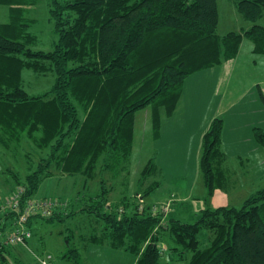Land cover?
<instances>
[{"label": "trees", "instance_id": "trees-1", "mask_svg": "<svg viewBox=\"0 0 264 264\" xmlns=\"http://www.w3.org/2000/svg\"><path fill=\"white\" fill-rule=\"evenodd\" d=\"M38 0H0L9 5L11 19L0 23V146L2 155L12 150L26 153L24 177L11 168L14 189L24 188L22 206L37 193L41 182L54 174H90L125 167L133 153L135 114L149 106L158 128L159 111L172 113L182 95L187 76L234 58L244 37L254 52L264 54V26L243 31L217 32V0H51V18L59 34L50 51L33 50L32 20L27 6ZM249 21L264 13V0H236ZM54 71L52 88L32 95L23 73ZM223 119L214 118L203 135L200 169L207 197L221 184L219 169ZM264 144V132H258ZM157 165L150 159L141 172V186ZM99 193L78 209H56L62 218L87 212L103 222L101 232L87 241L108 242L136 254L135 264H161L164 233L175 243L166 264H264V187L241 207L206 206L194 222L164 220V212L151 207L109 201L105 180ZM160 186L154 181L143 195ZM12 190V191H13ZM11 192V191H10ZM9 193V192H8ZM140 198V197H139ZM2 199H0L1 202ZM81 200V199H79ZM19 216L0 215V227ZM211 231L209 242L199 239ZM10 247L2 258L9 261ZM78 249L65 254L78 258Z\"/></svg>", "mask_w": 264, "mask_h": 264}, {"label": "crops", "instance_id": "crops-1", "mask_svg": "<svg viewBox=\"0 0 264 264\" xmlns=\"http://www.w3.org/2000/svg\"><path fill=\"white\" fill-rule=\"evenodd\" d=\"M248 40L246 37L243 38L234 58L187 76L174 111L168 113L164 107L160 108L158 128L154 125L153 109H148L147 117L151 121L149 147L152 154L147 161L151 158L155 160L156 174L160 178L157 181L165 179L163 167L158 165L161 160L163 163H174L183 156L188 147L190 158L196 161L192 183L179 179L171 183L165 179L166 188L160 186L165 190L157 193L150 207L164 204L173 198L171 208L164 215L165 218L194 222L206 206L214 208L235 206L233 201L235 195L244 200L261 189L258 186L264 184V144L257 137L258 132H264V54L254 52V45ZM247 66L253 71L249 72L250 77H242ZM207 74L214 79L216 109L202 113L198 102L200 95H190L187 102L184 92L187 87L190 93L191 85H195L201 76ZM216 117L223 119L224 158L219 165L223 175L221 184L211 197H207V187L201 175L200 156L203 135ZM5 168L0 163V175L7 173L4 172ZM7 177L11 178L10 175ZM7 177L4 181L9 180ZM244 178L247 179L246 183L243 182ZM3 197L0 196V199ZM173 214L175 216H172ZM88 243L101 245V248L98 251L92 249V253L89 254L85 253L87 264H135L137 261L138 256L133 252L115 247L108 242ZM163 249L167 263L169 254L164 247ZM8 252L11 264H29L37 253L34 251L32 253L30 246L28 248L25 245L12 247Z\"/></svg>", "mask_w": 264, "mask_h": 264}, {"label": "rangeland", "instance_id": "rangeland-1", "mask_svg": "<svg viewBox=\"0 0 264 264\" xmlns=\"http://www.w3.org/2000/svg\"><path fill=\"white\" fill-rule=\"evenodd\" d=\"M217 3L219 9L217 32L221 36L230 31H243L253 24L264 26V13L257 21L253 22L246 20L242 16L238 10L236 0H217ZM51 7V0H38L35 5L25 8L24 16L32 20L30 31L35 35V39L29 45L33 50L50 51L54 49L58 42L59 34L56 31L54 20L51 18ZM10 19V6L0 4V23L8 22ZM243 53H245V48L243 49ZM250 68L251 67L248 66L244 68V75H242V77H250L249 72L253 71ZM201 77L202 78H199L195 82V85H191L190 93L186 87L184 94L187 102L190 100V95L194 94L197 96L199 94L200 100L198 102L200 104V112L208 113L216 109V100L213 92L214 79L213 77L211 79L208 74ZM55 78L56 75L54 71L43 74L33 72L32 70H25L23 73L24 86L32 95H40L49 91L55 82ZM148 109H152L151 106L135 114L134 149L125 167L119 168L116 173L106 170L101 174V172L99 173L101 165H98V174H96V176H91L90 174L84 175L82 173L73 175L62 174L54 170L52 176L46 177L41 182L34 198L61 200L65 203V207L59 209L64 211L78 209L89 197L95 196L100 192L103 183L102 179H104L109 192V201L116 205L117 203L121 204V202H124V199L125 202L128 203L129 209L133 208V206L138 203H141L143 206H150L157 193L165 190L166 180L175 183V180L179 179L187 183H192L196 161L190 158L187 147L183 156L174 163H163L161 160L158 164L163 167V173L166 179L159 181L160 186L165 188L159 186L153 192L143 195L148 185L160 179L156 171H153L150 176H147L144 184L142 186L140 184L141 172L147 164L149 156L152 154L149 147V141L151 140V121L147 117ZM1 150L2 147L0 146V163L18 172L21 178L24 177L27 172L26 153L23 150H10L5 155H2ZM7 175L9 174L0 175V178L3 179H0L1 197L12 191L15 185L12 179L8 178L9 176L7 177ZM5 177L9 180L4 181ZM246 181L247 179L244 178L243 182L246 183ZM263 186L264 184L258 187L262 188ZM244 200H242L239 195L233 197L236 207H241ZM162 205L164 204L153 205L152 207H161ZM172 216L175 215L173 214ZM163 219L166 220L168 218L164 216ZM184 220L190 221L191 219ZM30 228L33 232V236L28 241V248L30 246L32 253L34 251L40 254L47 252L52 254L56 264H87L85 253L89 254L92 253V249L98 251V249L101 248V245L88 243L87 237L91 234L101 232L103 222L95 215L87 212H81L66 217L63 212L62 218H54L53 220L40 217L33 218ZM210 235V230H201L199 239L203 245L209 242ZM18 246H22V244ZM161 246L167 250L166 252L168 254L171 252L172 247L175 246L171 236L166 232L161 241ZM72 249H78L79 251L76 260L73 257H65V254ZM95 254H97V252H95ZM161 264H166L164 256L161 259Z\"/></svg>", "mask_w": 264, "mask_h": 264}, {"label": "built area", "instance_id": "built-area-1", "mask_svg": "<svg viewBox=\"0 0 264 264\" xmlns=\"http://www.w3.org/2000/svg\"><path fill=\"white\" fill-rule=\"evenodd\" d=\"M24 193L23 187H18L9 192L0 202V215L2 213L13 211L19 216L4 223L5 227H0V264H11L9 261L2 258L4 247H16L19 244L28 246V241L33 236V232L28 225V220L33 215H42L44 217L51 216L56 209L64 208L65 203L61 200L47 198H31L22 206L21 199ZM172 199L164 203L161 207L154 206L151 210L154 213H167L172 205ZM162 251L164 249L162 248ZM9 257V256H8ZM29 264H56L53 255L50 253H35L34 259Z\"/></svg>", "mask_w": 264, "mask_h": 264}]
</instances>
